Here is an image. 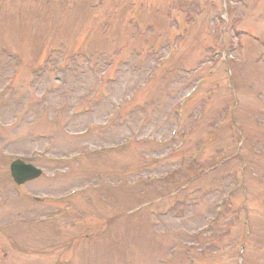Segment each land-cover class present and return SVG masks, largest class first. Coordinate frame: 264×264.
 I'll list each match as a JSON object with an SVG mask.
<instances>
[{"label": "rangeland", "instance_id": "1", "mask_svg": "<svg viewBox=\"0 0 264 264\" xmlns=\"http://www.w3.org/2000/svg\"><path fill=\"white\" fill-rule=\"evenodd\" d=\"M52 1L0 0V264H264V161L255 163L250 153L251 147L264 153V0ZM225 11L233 26L261 41L241 36L239 44L240 32L226 26ZM164 12L177 17L171 23ZM105 29V38L122 41L125 50L99 42ZM133 32L136 41L126 43ZM99 47L114 62L100 80L90 72L93 65L104 70ZM224 52L234 58L230 84L222 63L209 68ZM58 54L62 73L51 72ZM153 69L163 71L159 79L136 87L131 109L108 124L112 108L129 101ZM61 74L65 80L73 74L76 82L60 86L55 79ZM198 79L204 89L188 110L212 89L206 120L190 138L183 127L172 140V107ZM232 108L230 119L236 118L246 143L237 151L260 180L249 181L248 173L240 189L236 155L223 170L191 182L230 143L223 133L199 146L198 162L191 158L209 121L217 113L229 120ZM10 122L14 126L5 125ZM121 142L127 146L100 153ZM75 153L79 161H57ZM29 155L40 156L32 164L42 176L16 187L9 163ZM171 177L184 183L171 186ZM72 190L83 192L67 199ZM240 204L245 208L237 215ZM218 207L226 208L227 220L205 227ZM243 215L247 222L227 227Z\"/></svg>", "mask_w": 264, "mask_h": 264}, {"label": "water", "instance_id": "2", "mask_svg": "<svg viewBox=\"0 0 264 264\" xmlns=\"http://www.w3.org/2000/svg\"><path fill=\"white\" fill-rule=\"evenodd\" d=\"M13 176L15 177V173H13Z\"/></svg>", "mask_w": 264, "mask_h": 264}]
</instances>
